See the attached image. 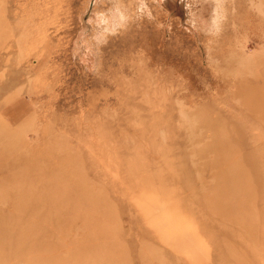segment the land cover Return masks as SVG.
I'll list each match as a JSON object with an SVG mask.
<instances>
[{"label":"rangeland","instance_id":"obj_1","mask_svg":"<svg viewBox=\"0 0 264 264\" xmlns=\"http://www.w3.org/2000/svg\"><path fill=\"white\" fill-rule=\"evenodd\" d=\"M0 264H264V0H0Z\"/></svg>","mask_w":264,"mask_h":264}]
</instances>
